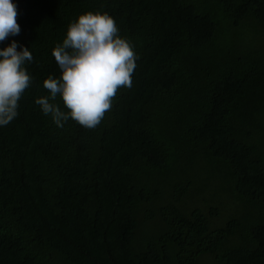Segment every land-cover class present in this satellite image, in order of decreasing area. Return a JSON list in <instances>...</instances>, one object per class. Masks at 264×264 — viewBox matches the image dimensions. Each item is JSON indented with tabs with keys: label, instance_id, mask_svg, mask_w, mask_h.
Returning <instances> with one entry per match:
<instances>
[{
	"label": "trees",
	"instance_id": "16d2710c",
	"mask_svg": "<svg viewBox=\"0 0 264 264\" xmlns=\"http://www.w3.org/2000/svg\"><path fill=\"white\" fill-rule=\"evenodd\" d=\"M14 2L0 47L34 80L0 128V264H264V0ZM88 11L139 60L96 128L61 129L34 101Z\"/></svg>",
	"mask_w": 264,
	"mask_h": 264
},
{
	"label": "clouds",
	"instance_id": "9594fccd",
	"mask_svg": "<svg viewBox=\"0 0 264 264\" xmlns=\"http://www.w3.org/2000/svg\"><path fill=\"white\" fill-rule=\"evenodd\" d=\"M17 15L14 0H0V44L20 34ZM120 31L107 12L88 11L69 24L52 51L61 74L49 75L43 82L48 94L34 101L56 127L64 128L71 119L96 128L118 91L132 88L139 55ZM33 59L30 48L16 40L0 47V128L19 116L20 101L34 80L27 67Z\"/></svg>",
	"mask_w": 264,
	"mask_h": 264
},
{
	"label": "rangeland",
	"instance_id": "374dc122",
	"mask_svg": "<svg viewBox=\"0 0 264 264\" xmlns=\"http://www.w3.org/2000/svg\"><path fill=\"white\" fill-rule=\"evenodd\" d=\"M209 262V261H208ZM203 264H207V261H203Z\"/></svg>",
	"mask_w": 264,
	"mask_h": 264
}]
</instances>
